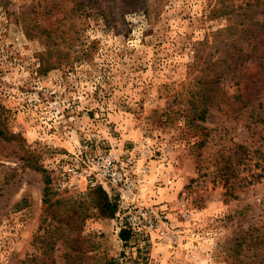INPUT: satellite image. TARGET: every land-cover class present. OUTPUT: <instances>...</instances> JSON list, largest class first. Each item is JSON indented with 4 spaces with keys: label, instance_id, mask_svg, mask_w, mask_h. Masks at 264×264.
Wrapping results in <instances>:
<instances>
[{
    "label": "rangeland",
    "instance_id": "374dc122",
    "mask_svg": "<svg viewBox=\"0 0 264 264\" xmlns=\"http://www.w3.org/2000/svg\"><path fill=\"white\" fill-rule=\"evenodd\" d=\"M0 264H264V0H0Z\"/></svg>",
    "mask_w": 264,
    "mask_h": 264
},
{
    "label": "built area",
    "instance_id": "2783aa9c",
    "mask_svg": "<svg viewBox=\"0 0 264 264\" xmlns=\"http://www.w3.org/2000/svg\"><path fill=\"white\" fill-rule=\"evenodd\" d=\"M96 172H86L77 165L76 160L61 163L54 176L55 190L58 192H80L87 188L105 185L111 189H118L119 193L130 191L134 183L127 177L121 164L110 157L101 158L95 162Z\"/></svg>",
    "mask_w": 264,
    "mask_h": 264
},
{
    "label": "trees",
    "instance_id": "16d2710c",
    "mask_svg": "<svg viewBox=\"0 0 264 264\" xmlns=\"http://www.w3.org/2000/svg\"><path fill=\"white\" fill-rule=\"evenodd\" d=\"M205 110H201L200 113L198 114L197 117H195L196 119H203V114H204ZM194 118V117H193ZM96 193L98 194V198H97V204L98 207L102 213V215L104 216H111L114 214V212L116 211V206L112 205L108 202L107 198H106V194L101 190V189H96ZM47 193H46V188H44V194H43V203H46L48 201V199L46 198ZM120 238L122 239V241H127V239L129 238V232L128 231H121L120 232ZM68 241V239H66ZM40 243H43L42 240H40ZM48 244V242L46 243V245Z\"/></svg>",
    "mask_w": 264,
    "mask_h": 264
}]
</instances>
